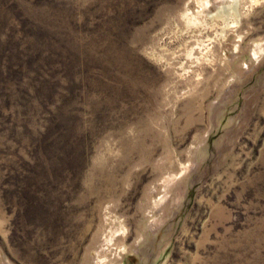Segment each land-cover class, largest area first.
I'll use <instances>...</instances> for the list:
<instances>
[{"label": "rangeland", "instance_id": "1", "mask_svg": "<svg viewBox=\"0 0 264 264\" xmlns=\"http://www.w3.org/2000/svg\"><path fill=\"white\" fill-rule=\"evenodd\" d=\"M0 264H264V0H0Z\"/></svg>", "mask_w": 264, "mask_h": 264}, {"label": "bare ground", "instance_id": "2", "mask_svg": "<svg viewBox=\"0 0 264 264\" xmlns=\"http://www.w3.org/2000/svg\"><path fill=\"white\" fill-rule=\"evenodd\" d=\"M237 7H238V2H234L232 5L229 6V8H224V9H221L218 13V16L222 15L223 13H228L230 11H232L231 13H233L236 17H239V13H238V10H237ZM206 8V7H205ZM212 15V14H211ZM214 15V14H213ZM224 16V15H223ZM228 17V16H227ZM238 23V22H237ZM215 27V26H214ZM222 31V30H221ZM224 31V30H223ZM223 33V32H222ZM221 35V34H220ZM222 38V37H221Z\"/></svg>", "mask_w": 264, "mask_h": 264}, {"label": "trees", "instance_id": "3", "mask_svg": "<svg viewBox=\"0 0 264 264\" xmlns=\"http://www.w3.org/2000/svg\"><path fill=\"white\" fill-rule=\"evenodd\" d=\"M36 33H37V31H36ZM33 36V35H32Z\"/></svg>", "mask_w": 264, "mask_h": 264}]
</instances>
